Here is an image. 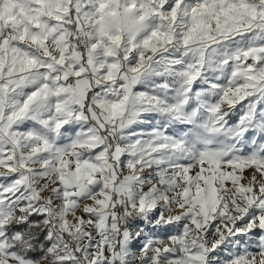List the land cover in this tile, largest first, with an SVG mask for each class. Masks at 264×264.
<instances>
[{"label": "snow or ice", "instance_id": "obj_1", "mask_svg": "<svg viewBox=\"0 0 264 264\" xmlns=\"http://www.w3.org/2000/svg\"><path fill=\"white\" fill-rule=\"evenodd\" d=\"M0 264H264V0H0Z\"/></svg>", "mask_w": 264, "mask_h": 264}]
</instances>
